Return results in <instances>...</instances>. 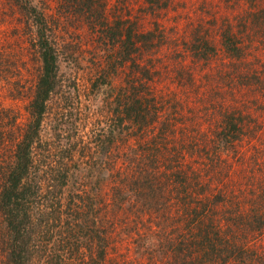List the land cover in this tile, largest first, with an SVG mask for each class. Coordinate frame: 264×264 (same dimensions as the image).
Returning a JSON list of instances; mask_svg holds the SVG:
<instances>
[{
  "label": "trees",
  "instance_id": "obj_1",
  "mask_svg": "<svg viewBox=\"0 0 264 264\" xmlns=\"http://www.w3.org/2000/svg\"><path fill=\"white\" fill-rule=\"evenodd\" d=\"M8 1L16 8L23 28L33 30L31 44L38 68L31 84L22 86L25 119L22 121L16 109L0 107V264H108L113 237L121 239L123 230L131 228L123 216L134 209L136 218L149 220V234L169 233L162 237L163 245L169 254L180 256L182 264H264V251H258L256 243L264 240L262 164L257 169L263 176L251 177L250 170L242 173L247 177L246 188L241 182L236 191L238 186L230 178V159L244 158L249 152L246 138L252 133L246 125L251 124L241 116V109L221 104L201 125L196 124L194 135L183 134V123L196 117L180 107L169 112L172 97L156 90L145 61L159 48L153 43V34L136 35L117 26L119 23L108 25L96 7L97 0H69L91 30L109 43L105 64L91 87L108 90L112 97L107 146L138 149V153L132 162L131 155H118L109 163L107 157L102 158L107 150L94 157L89 150L85 170H78L79 163L70 155V162L84 179V189L73 195L69 212L80 229L77 235L69 227L63 234L58 231L57 251L41 255L36 250L33 234L46 230V224L59 226L64 190L74 173L62 159L51 160L50 146L41 139L48 103L62 86L58 55L46 21L27 1ZM11 43L10 39L0 44V80L6 76L17 85L22 78L16 64L23 61ZM207 45L205 42V48ZM222 46L229 56L239 57L241 50L229 35L223 37ZM4 69L19 75L18 79L17 75H4ZM120 73L124 75L115 84ZM257 147L258 154L264 156V139ZM83 202L92 206L86 214L78 205ZM83 224L93 235H79ZM149 236L142 247L153 241Z\"/></svg>",
  "mask_w": 264,
  "mask_h": 264
},
{
  "label": "rangeland",
  "instance_id": "obj_2",
  "mask_svg": "<svg viewBox=\"0 0 264 264\" xmlns=\"http://www.w3.org/2000/svg\"><path fill=\"white\" fill-rule=\"evenodd\" d=\"M25 1L41 12L46 21L48 36L58 55V76L62 85L48 103L41 139L43 144L50 146L51 160L62 159L63 165L68 163L70 172L74 173L64 190L59 226L54 228L53 224L51 227L46 224V230L39 229L33 234V246L44 255L46 251L59 249L55 235L58 231L63 234L69 227L74 230L73 235H77L80 229L69 212L73 208L71 201H75L73 195L84 187V179L81 180L77 173L75 163L70 162V155L73 162L79 163L78 170H85L89 150L93 157L107 150L102 158L107 157L111 163L118 155L122 158L131 155L132 162L138 149L107 146L112 126V97L108 90L91 87L105 64L109 44L106 37L101 34L99 37L92 31L69 0ZM96 7L102 11L108 25L119 23L117 26L136 35L153 34V43L159 48H155L145 61L156 81V90L172 97L169 112L180 107L187 115L196 117L190 123H183V134L194 135L196 124L201 125L214 107L223 104L227 108L241 109V116L251 124L246 127L252 136L246 138L249 152L244 153V158L230 159V178L239 191V183H243V188L248 186L244 183L247 177H242L245 170L244 174L251 171V177L263 176L257 167L262 164L264 170V156L258 154L255 147L264 139V0H97ZM21 21L16 8L8 0H0V44L11 39L16 56L23 61L16 64L17 74L22 78L20 83L14 85L6 76L0 80V107L16 109L23 121L26 99L22 93L26 92L22 86L31 84L38 61L31 44L33 30L30 26L23 28ZM227 35L241 50L237 59L229 56L222 46L223 37ZM205 42L210 51L205 48ZM123 75L117 76L115 84ZM243 152L241 149L240 153ZM252 164L255 165L248 168ZM82 204H78L82 212L88 213L92 208L90 202ZM135 210L123 216L131 228L123 230L121 239L113 237L108 264H151L153 261L155 264H182L180 256L169 254L167 246L163 245L162 237H169V233L149 234V220L136 218ZM92 232L83 224L79 235H93ZM147 235L153 241L142 247ZM256 243L257 250L264 251V240L261 238Z\"/></svg>",
  "mask_w": 264,
  "mask_h": 264
}]
</instances>
